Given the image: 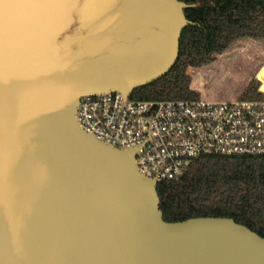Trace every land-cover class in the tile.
I'll return each mask as SVG.
<instances>
[{"label": "water", "instance_id": "obj_1", "mask_svg": "<svg viewBox=\"0 0 264 264\" xmlns=\"http://www.w3.org/2000/svg\"><path fill=\"white\" fill-rule=\"evenodd\" d=\"M188 6L0 0V264H264V237L232 218L165 221L136 148L75 116L83 95L127 97L164 76L194 25Z\"/></svg>", "mask_w": 264, "mask_h": 264}, {"label": "trees", "instance_id": "obj_2", "mask_svg": "<svg viewBox=\"0 0 264 264\" xmlns=\"http://www.w3.org/2000/svg\"><path fill=\"white\" fill-rule=\"evenodd\" d=\"M181 1L189 4L183 11L194 25L182 29L175 64L164 76L135 88L131 96L193 100L201 94L203 99L232 100L242 91V99L260 97L258 81L252 78L259 63L244 69L217 60L200 75V94L191 87L186 71L192 67L189 71L198 75L193 68L210 64L214 53H222L238 39H264V0ZM218 65L222 70L212 71ZM156 191L167 222L229 217L264 237V155L200 156L179 178L157 182Z\"/></svg>", "mask_w": 264, "mask_h": 264}, {"label": "built area", "instance_id": "obj_3", "mask_svg": "<svg viewBox=\"0 0 264 264\" xmlns=\"http://www.w3.org/2000/svg\"><path fill=\"white\" fill-rule=\"evenodd\" d=\"M254 77L258 98L137 99L108 91L81 96L75 116L95 139L136 148L146 178L175 180L200 156L264 155V59Z\"/></svg>", "mask_w": 264, "mask_h": 264}, {"label": "rangeland", "instance_id": "obj_4", "mask_svg": "<svg viewBox=\"0 0 264 264\" xmlns=\"http://www.w3.org/2000/svg\"><path fill=\"white\" fill-rule=\"evenodd\" d=\"M233 44H235V43H233ZM232 46L233 45H230L229 47H227L222 53H217V54H219V56L216 57V55H217L216 54L215 57L213 58V61L210 64L199 67V68H193V69H196L195 71L197 72L198 75H193L189 71L190 67L187 68L186 72L191 76V78H192L191 84L195 90H197L199 92L198 79H199L200 75L202 73H204L206 70H208L211 67V65L214 62H216L217 60H218L217 64H223L226 62H231L233 65L239 66V67L244 68V69H249L251 67H254V65H256L257 63L260 64V62L264 59V49H262V48H264V46H262V45L248 46L245 48H241L240 50H236L235 52L229 53V49ZM255 47H261V48H255ZM249 48H251V49H249ZM247 49H249V50H247ZM244 50H246V51H244ZM259 64L257 65L256 70L258 69ZM222 68H223L222 65H220V66L218 65L216 67H213L212 71L218 73L222 70ZM256 70H255V72H256ZM252 78H255V77L253 76ZM241 92H240V94H241ZM240 94L238 95L239 97H240Z\"/></svg>", "mask_w": 264, "mask_h": 264}, {"label": "bare ground", "instance_id": "obj_5", "mask_svg": "<svg viewBox=\"0 0 264 264\" xmlns=\"http://www.w3.org/2000/svg\"><path fill=\"white\" fill-rule=\"evenodd\" d=\"M208 100H223V99H208Z\"/></svg>", "mask_w": 264, "mask_h": 264}, {"label": "crops", "instance_id": "obj_6", "mask_svg": "<svg viewBox=\"0 0 264 264\" xmlns=\"http://www.w3.org/2000/svg\"><path fill=\"white\" fill-rule=\"evenodd\" d=\"M190 68H191V67H190ZM190 68H189V69H190ZM191 87L194 89V87L192 86V84H191Z\"/></svg>", "mask_w": 264, "mask_h": 264}]
</instances>
